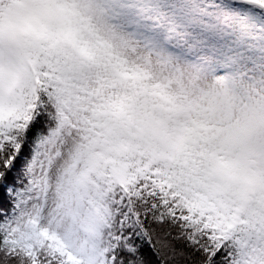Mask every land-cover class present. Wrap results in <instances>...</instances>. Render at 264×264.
<instances>
[{"label":"clouds","instance_id":"obj_1","mask_svg":"<svg viewBox=\"0 0 264 264\" xmlns=\"http://www.w3.org/2000/svg\"><path fill=\"white\" fill-rule=\"evenodd\" d=\"M66 69L87 70L99 96L88 147L182 174L234 209L240 264H264V243L245 247L264 236V88L145 48L105 0H0V119L25 112L38 72Z\"/></svg>","mask_w":264,"mask_h":264},{"label":"snow or ice","instance_id":"obj_2","mask_svg":"<svg viewBox=\"0 0 264 264\" xmlns=\"http://www.w3.org/2000/svg\"><path fill=\"white\" fill-rule=\"evenodd\" d=\"M37 82L25 112L0 119V264H240L234 209L180 173L87 146L99 100L87 70Z\"/></svg>","mask_w":264,"mask_h":264},{"label":"rangeland","instance_id":"obj_3","mask_svg":"<svg viewBox=\"0 0 264 264\" xmlns=\"http://www.w3.org/2000/svg\"><path fill=\"white\" fill-rule=\"evenodd\" d=\"M109 18L145 48L264 88V22L251 4L205 0H105Z\"/></svg>","mask_w":264,"mask_h":264}]
</instances>
